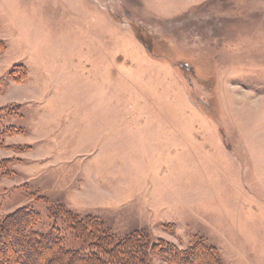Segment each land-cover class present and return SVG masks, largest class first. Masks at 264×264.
Listing matches in <instances>:
<instances>
[{"label": "rangeland", "instance_id": "obj_1", "mask_svg": "<svg viewBox=\"0 0 264 264\" xmlns=\"http://www.w3.org/2000/svg\"><path fill=\"white\" fill-rule=\"evenodd\" d=\"M0 130L34 264H264V0H0Z\"/></svg>", "mask_w": 264, "mask_h": 264}, {"label": "trees", "instance_id": "obj_2", "mask_svg": "<svg viewBox=\"0 0 264 264\" xmlns=\"http://www.w3.org/2000/svg\"><path fill=\"white\" fill-rule=\"evenodd\" d=\"M3 131L0 130V135L2 134ZM36 221V216L34 213L30 211H21L17 210L15 213L12 214H7L4 217L0 218V239H2V236H8L9 235V240L13 242L14 244L16 243H21L22 248H25V246H28L26 250L20 249L19 254H17V259L21 258V262H27L29 260L30 262L32 261V264L35 263L36 260V252L33 251L34 248L39 245V243H43L44 245H52V244H58V239L55 236L50 235V232L48 233H42L40 234L44 239H41V236L36 235L35 231L32 229V226L34 225ZM78 236L83 238V242L87 245V243L92 244L93 242L90 237H83L82 232H78ZM100 233V232H99ZM89 238V239H88ZM5 238L3 237V240ZM6 240V239H5ZM18 240V241H17ZM97 244L106 245V250H113L114 247H117L120 249V255H124V261L125 263L123 264H136L135 259L138 260H145V255L147 253V250L149 251V244L146 240L143 238L139 239H124L122 241H118L114 243L111 238L109 237L108 234H101L97 235ZM28 242V243H27ZM52 243V244H51ZM15 244V245H16ZM28 244V245H27ZM96 244V246H97ZM19 245V247L21 246ZM18 247V248H19ZM97 248V247H95ZM99 250L101 251L100 247H98ZM112 248V249H111ZM82 251V249H80ZM84 250V249H83ZM83 252V251H82ZM57 253V252H56ZM188 253L186 250L183 253L185 255ZM57 256H60L62 258H67L69 259H74V257L77 255L75 252L72 253L71 255L69 254H62L59 255L57 253ZM83 257L85 256L84 253H81ZM182 255V256H183ZM138 257V258H137ZM93 258V255L91 254V259ZM100 259L99 257H95V260L91 262V264H97V260ZM103 259V258H102ZM105 263L107 264V259L105 257ZM100 261V260H99ZM117 264H121L123 260L119 259L117 257ZM135 261V263H132ZM31 264V263H30ZM41 264V263H40Z\"/></svg>", "mask_w": 264, "mask_h": 264}]
</instances>
